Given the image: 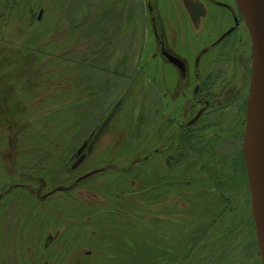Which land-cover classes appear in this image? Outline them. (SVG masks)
Segmentation results:
<instances>
[{"label": "rangeland", "instance_id": "1", "mask_svg": "<svg viewBox=\"0 0 264 264\" xmlns=\"http://www.w3.org/2000/svg\"><path fill=\"white\" fill-rule=\"evenodd\" d=\"M153 44L148 0H0V264H263L246 113L187 134Z\"/></svg>", "mask_w": 264, "mask_h": 264}, {"label": "flooded vegetation", "instance_id": "2", "mask_svg": "<svg viewBox=\"0 0 264 264\" xmlns=\"http://www.w3.org/2000/svg\"><path fill=\"white\" fill-rule=\"evenodd\" d=\"M172 1L182 10L181 40L168 35L167 32L176 35L171 24H160L158 0H148L154 42L153 88H159L155 80L162 75L168 87L174 89L171 94L163 85L168 108L172 97L183 100L177 113L167 111L168 119L185 126L187 134H191L188 130H198L202 121L211 116L216 118L214 124L228 126L227 112L233 111L230 117L247 115L252 77V41L237 0ZM162 66L169 68V74L162 71ZM173 72L179 77L176 86L170 78ZM245 133L246 130L241 133L244 139ZM88 153H80L78 160L88 157Z\"/></svg>", "mask_w": 264, "mask_h": 264}, {"label": "water", "instance_id": "3", "mask_svg": "<svg viewBox=\"0 0 264 264\" xmlns=\"http://www.w3.org/2000/svg\"><path fill=\"white\" fill-rule=\"evenodd\" d=\"M237 4L249 30L253 48L243 150L257 238L264 264V0H237ZM42 14L41 12L39 20ZM84 149L85 147L80 153ZM86 158L87 155L82 156L71 170L78 169Z\"/></svg>", "mask_w": 264, "mask_h": 264}]
</instances>
